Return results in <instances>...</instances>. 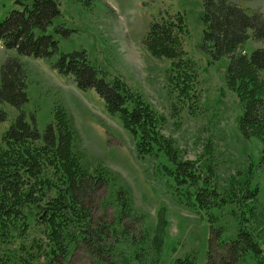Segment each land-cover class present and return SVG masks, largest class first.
<instances>
[{
  "label": "trees",
  "instance_id": "trees-1",
  "mask_svg": "<svg viewBox=\"0 0 264 264\" xmlns=\"http://www.w3.org/2000/svg\"><path fill=\"white\" fill-rule=\"evenodd\" d=\"M12 1L20 8L0 21V43L15 52L0 66V124L9 118L5 106L17 111L1 137L0 245L19 246L9 253L0 250V264H66L71 246L78 244L88 246L104 262L111 252L108 239L123 234L112 224L95 223L99 194L112 183V174L102 166L92 171L83 165L77 151L79 132L66 110L55 108L53 121L43 132L35 114L32 122L28 120L25 107L30 101V82L22 57L53 61L52 68L59 75L72 76L81 90H94L108 114L118 117L133 137L138 156L167 160L169 165L160 163L159 170L173 181L182 203L206 219L212 232L219 221L216 212L227 206L236 208L232 214L240 224L238 235L224 242L223 231L217 232L216 242L226 254L218 264H237L248 258L264 264V209L252 171L222 191L210 165L182 159L175 141L164 131V116L142 94L122 78L108 79L85 50L60 52L57 37L68 38L71 30L54 26L62 14L56 0ZM239 1L201 0L202 50L210 66L227 60L225 84L242 111L239 131L244 139L261 144L259 167L264 169V48L246 50L248 41L264 42V12L250 13ZM189 35L185 16L166 11L151 21L144 39L153 58L170 63L169 85L185 103L195 97L199 83V67L184 49ZM33 227L38 228V238L31 237ZM212 255L208 253L205 264H217ZM175 264L196 263L179 259Z\"/></svg>",
  "mask_w": 264,
  "mask_h": 264
},
{
  "label": "rangeland",
  "instance_id": "rangeland-1",
  "mask_svg": "<svg viewBox=\"0 0 264 264\" xmlns=\"http://www.w3.org/2000/svg\"><path fill=\"white\" fill-rule=\"evenodd\" d=\"M56 1L62 14L54 26L71 30L68 38L57 37L60 52L85 50L108 79L122 78L142 94L164 116V131L175 141L182 159L210 165L222 191L233 180L242 182L252 171L253 185L259 188V202L264 209V169L259 167L262 146L244 139L239 131L242 111L225 84L227 60L210 66L202 50L201 0ZM14 3L0 0V21L12 9L20 8ZM239 3L250 13L264 12V0ZM166 11L185 16L190 35L184 49L199 67L195 97L186 103L169 85L170 63L153 58L144 46L151 21ZM261 47L264 42L248 41L246 50L252 53ZM14 55L0 43V66ZM22 60L30 82V101L25 107L28 120L32 122L35 114L38 129L43 132L53 121L55 108L63 107L79 132L77 151L83 156V165L92 171L102 166L112 174L113 181L100 192L93 214L96 224H112L123 234L108 239L111 252L104 262L93 256L88 246L78 244L71 246L66 264H175L179 259L205 264L209 252L217 264L223 261L225 248L216 242L217 232L223 231L224 242L238 235L240 224L232 214L236 208L227 206L216 212L219 221L212 232L206 219L182 203L173 181L159 170L160 163L169 165L167 160L138 156L133 137L118 117L108 114L94 90H81L72 76L59 75L52 68L53 61L31 57ZM5 109L9 118L0 124V145L3 132L17 115L10 106ZM38 236V228L33 227L31 237ZM18 246L0 245V250L9 253L17 251ZM237 264L255 262L248 258Z\"/></svg>",
  "mask_w": 264,
  "mask_h": 264
}]
</instances>
